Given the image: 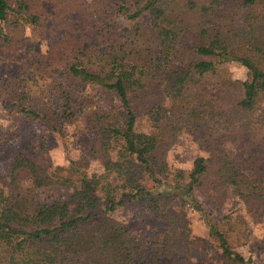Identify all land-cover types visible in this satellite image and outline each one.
<instances>
[{
	"label": "trees",
	"instance_id": "obj_1",
	"mask_svg": "<svg viewBox=\"0 0 264 264\" xmlns=\"http://www.w3.org/2000/svg\"><path fill=\"white\" fill-rule=\"evenodd\" d=\"M47 1L0 0V38L14 50L28 30L78 12L89 44L64 40L30 65L41 73L64 67L70 82L98 87L113 102L117 95L122 107L114 102L100 112L91 98H73L62 84V112L15 105L64 136L56 116L72 122V104L79 102L91 111L88 122L97 131L98 146L124 170L92 171L80 159L46 165L17 153L10 172L0 174L7 187L0 213V264H149L146 255L158 245L172 258L169 264H194L192 228L168 210L176 200L199 216L211 236L222 239L229 264H255L251 254L227 243L229 229L244 233L241 224L227 221V230L207 211L201 194L226 197L223 177L233 162L225 152L235 146L246 156L234 177L235 192L254 218L264 215V0H153L146 7L148 19L140 10L131 15L140 22L129 28L118 26L106 0H52L56 13L48 11ZM232 61L248 68V79H233L219 67ZM156 84L163 85L170 104L149 105L143 119L158 141L153 149L140 148L136 100ZM187 127L198 130L208 152L188 170L167 160ZM56 185L79 188L102 200L105 209L85 215L68 200L39 197ZM129 201L142 202L167 222L161 240L135 235L111 215Z\"/></svg>",
	"mask_w": 264,
	"mask_h": 264
},
{
	"label": "rangeland",
	"instance_id": "obj_2",
	"mask_svg": "<svg viewBox=\"0 0 264 264\" xmlns=\"http://www.w3.org/2000/svg\"><path fill=\"white\" fill-rule=\"evenodd\" d=\"M153 0H106V7L116 12V21L120 28L133 27L140 22V18L131 17L132 14L143 10L144 18L148 19L149 11L146 7ZM165 1V0H160ZM51 13L58 11L52 0L45 2ZM123 7L122 11H119ZM79 14L70 11L61 17H52L36 31L28 30L25 37L18 43L17 48L10 47L0 38V174L10 172L14 156L23 152L39 162L50 165H65L68 159H80L89 164L92 171H111L120 173L124 170L122 163L112 159L102 147L98 146L97 131L89 125L90 109L81 107L79 102L72 104L73 121L60 119L58 125L64 136H60L52 126L41 119H34L19 111L21 104L28 110L46 108L47 111L62 112L59 105L62 102L64 87L73 96L80 100L91 98L100 112L111 107L114 102L122 107L120 98L115 95L114 102L110 96L98 87L83 86L81 83H72L68 80L64 67L55 68L49 73H41L31 67V62L38 56L46 54L55 45L72 40L82 45L91 41L90 36L79 22ZM233 79L246 80L249 70L241 62L232 61L222 64ZM79 84V85H78ZM85 89V90H84ZM88 90H92V95ZM162 103L168 106L169 100L163 85H157L146 94L137 97L138 115L141 120L137 130L140 132L138 145L140 148L153 149L158 139L150 134L145 125L144 116L149 105ZM65 139V141L63 140ZM67 143L68 148L65 147ZM232 160L233 167L225 170L223 180L226 183V197L220 199L213 192L202 193V201L213 218L221 221L227 228V221H236L241 224L243 234L235 235L228 230L225 233L227 243L236 251L245 256L252 255L255 264H264V215L254 218L249 209L242 206L240 198L235 192V174L242 171L245 154L233 146L225 152ZM112 154V153H111ZM199 156H208L198 130L187 127L180 132L178 141L170 148L167 154L169 164L174 168L190 169L194 160ZM7 187L0 181V213L5 202ZM41 199L68 200L72 208H80L85 215L99 214L105 209L102 200L85 193L72 186H50L38 193ZM171 215L183 218L192 228L191 237L192 260L194 264H229L223 256L222 239L211 236L207 227L189 206L176 200L169 207ZM117 220L128 224L135 235H151L161 240L167 222L159 215L150 211L140 201H129L118 207L112 214ZM236 232V231H235ZM237 233V232H236ZM149 264H169L171 257L167 256L160 245L147 254ZM145 260V258H144Z\"/></svg>",
	"mask_w": 264,
	"mask_h": 264
}]
</instances>
